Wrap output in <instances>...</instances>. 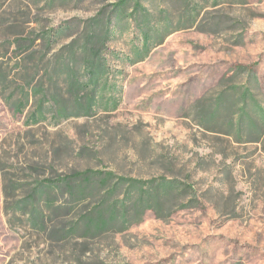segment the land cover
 <instances>
[{"label": "rangeland", "instance_id": "obj_1", "mask_svg": "<svg viewBox=\"0 0 264 264\" xmlns=\"http://www.w3.org/2000/svg\"><path fill=\"white\" fill-rule=\"evenodd\" d=\"M240 1H197L196 25L213 15L224 20L210 34L177 30L190 20H182L186 12L175 0H141L150 16L139 20L133 2L122 10L118 0H0V55L2 43L16 33L38 39L42 27L66 29L56 36L60 48L86 36L95 42L103 24V46L94 47L107 67L99 86L104 100L89 117L48 114L34 125L33 109L16 115L0 98V264L76 262L80 245L50 241L11 207L35 183L86 169L118 179L185 180L203 208L180 210L165 222L146 211L119 233L89 241L84 264H264V132L256 142V135L241 139L220 124L240 114L234 86L249 90L264 112V0ZM160 34L164 42L152 46ZM43 51L38 41L34 52ZM8 63L10 71L14 60ZM237 65L247 67L245 74L236 75ZM77 70L84 73L82 63ZM108 96L118 103L115 110L109 104L106 111ZM219 100L231 104L230 112L219 124H205ZM246 113L258 121L259 112L248 107ZM9 182L23 186L5 198ZM54 194L60 198L58 190ZM98 198L88 194L76 213L90 210Z\"/></svg>", "mask_w": 264, "mask_h": 264}, {"label": "trees", "instance_id": "obj_2", "mask_svg": "<svg viewBox=\"0 0 264 264\" xmlns=\"http://www.w3.org/2000/svg\"><path fill=\"white\" fill-rule=\"evenodd\" d=\"M175 1L182 4L186 12L181 17L182 20H190L189 24L180 25L177 30L195 28L210 34L221 30L224 24L222 16L213 15L210 19H204L206 23L196 25L195 18L200 12L198 0ZM202 1L207 3L208 0ZM130 2H133L134 13L139 14L138 20L150 16L140 5L141 0H118L116 7L124 10ZM239 3L245 5L246 0ZM217 5L218 0H213V6ZM166 17L169 19L168 15ZM200 24H208V27ZM98 26L99 32L94 36L96 43L86 36L59 48L56 36L65 34L66 29L44 27L41 28L40 39H27L23 32L12 35L13 39H6L5 44L1 45L4 46V52L0 55V98L6 107L16 115H24L27 109H33L29 118L34 125L46 120L48 114L60 120L89 117L99 101L104 100L105 89L99 90V86L107 71L99 56V48L94 47L103 46L104 25ZM105 27L109 34L112 29ZM117 30L125 31L122 27ZM159 36V39H154L152 46H159L164 42L165 36ZM38 41H41L44 49L42 54L34 52ZM37 54H41L39 58L36 57ZM147 54L148 52L134 63L143 61ZM12 60L14 63L8 71V61ZM78 63H82L84 73L77 70ZM234 70L236 75H242L247 67L237 65ZM252 73L251 71V77L254 78ZM238 90L237 86L231 88L235 94L234 106L241 105L240 114L230 118L228 123H219L227 125L228 134L237 132L241 139L245 138L242 135L246 138L256 135V142H259L264 132V112L259 111V105L249 96V90ZM105 102L106 111L110 109L109 104L113 106L111 110H115L118 104L111 96ZM218 103L215 112L211 116H205V124H219V117L230 112L229 102L219 100ZM248 107L255 114L259 112L256 117H259L258 121L249 119L246 113ZM171 178L168 180L162 177L151 181L118 179L112 172L90 169L59 173L53 180L55 182L45 179L43 183H35L30 192L11 210L13 214L25 218L31 229L46 233L50 241L64 246L80 245L81 255L77 256L74 264H84L81 256L89 252V241L109 232L119 233L124 224L130 225L133 220L141 221L146 211L153 212L157 219L165 222L180 210L203 208L201 197L192 184ZM19 186L23 185L12 182L5 184L4 197L8 198ZM55 190H58L60 198L53 197ZM93 192H97L99 196L93 207L84 213H76V209L87 200V195ZM52 217L55 220L53 224Z\"/></svg>", "mask_w": 264, "mask_h": 264}]
</instances>
